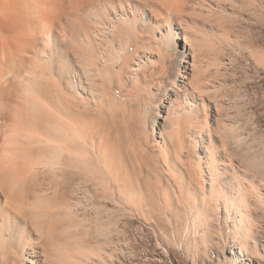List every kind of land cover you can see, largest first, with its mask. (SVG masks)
Segmentation results:
<instances>
[{
  "label": "bare ground",
  "instance_id": "6f19581e",
  "mask_svg": "<svg viewBox=\"0 0 264 264\" xmlns=\"http://www.w3.org/2000/svg\"><path fill=\"white\" fill-rule=\"evenodd\" d=\"M200 8L211 9V0H0V264H84L95 247L80 232L108 226L105 220L110 225L111 213L129 203L139 206L137 188L123 180L116 188L128 196L122 195L124 204L107 207L105 177L120 175L121 162L104 127L119 105L135 103L154 84L152 49L164 56L180 33L193 58L182 54L178 64L185 63L169 84L177 80L192 95L175 106L161 140L164 145L168 137L181 153L193 92L203 91L194 56L201 36L189 17ZM198 128L194 135L205 131L210 146L209 123ZM206 151L208 197L231 208L240 181L233 175L224 182L214 148ZM200 158L191 160L197 185L204 181Z\"/></svg>",
  "mask_w": 264,
  "mask_h": 264
},
{
  "label": "rangeland",
  "instance_id": "374dc122",
  "mask_svg": "<svg viewBox=\"0 0 264 264\" xmlns=\"http://www.w3.org/2000/svg\"><path fill=\"white\" fill-rule=\"evenodd\" d=\"M211 4V9L189 15L201 36L194 56L203 91L193 92L192 124L184 129L181 153L168 137L163 145L161 137L175 106H185V96L191 100L189 86L177 80L169 84L175 67L185 63L178 64L182 54L185 61L193 58L182 33L164 56L152 49L154 84L139 91L135 103L119 105L112 118L107 116V146L118 154L117 162L126 163L119 162L122 172L115 179L105 177L112 198L106 197L111 202L107 207L124 204L122 195L128 196L116 188L123 180L137 188L139 206L126 203L124 211L111 213L110 225L105 220L108 226H92L87 236L80 229L95 247L90 260L82 258L84 264H264V0ZM204 119L216 135L210 146L205 131L194 135ZM193 139L198 140L194 147ZM159 146L167 152L165 160ZM209 147L223 181L233 175L240 181L239 194L233 196L245 198H232L231 208L208 197ZM198 157L203 185L195 183L191 164ZM246 183L252 189L243 188ZM223 190H228L225 184Z\"/></svg>",
  "mask_w": 264,
  "mask_h": 264
}]
</instances>
